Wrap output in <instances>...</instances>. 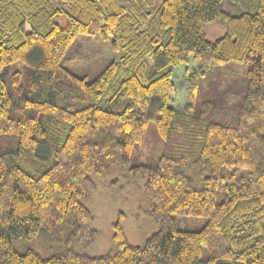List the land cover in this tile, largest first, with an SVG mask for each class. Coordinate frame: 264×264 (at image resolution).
<instances>
[{
    "label": "trees",
    "instance_id": "trees-1",
    "mask_svg": "<svg viewBox=\"0 0 264 264\" xmlns=\"http://www.w3.org/2000/svg\"><path fill=\"white\" fill-rule=\"evenodd\" d=\"M95 31L121 55L88 79L63 62ZM115 168L157 230L131 244L120 214L92 256L85 202ZM0 264H264V0H0Z\"/></svg>",
    "mask_w": 264,
    "mask_h": 264
},
{
    "label": "rangeland",
    "instance_id": "rangeland-1",
    "mask_svg": "<svg viewBox=\"0 0 264 264\" xmlns=\"http://www.w3.org/2000/svg\"><path fill=\"white\" fill-rule=\"evenodd\" d=\"M141 0H123L126 6H132ZM152 4L159 0H150ZM205 33L211 40L221 36L224 32L223 26L209 24ZM121 53L110 47V39L103 38L98 32L91 35H79L71 52L63 64L78 75H85L88 79L93 78L104 65L112 59H117ZM244 67L236 66L235 71L244 75ZM184 68L176 71L175 83L178 86V95L174 105L183 107L187 102L186 84H179L183 79ZM157 135L149 129L140 146L141 161H146V153L153 152L156 148ZM25 168L28 166L24 165ZM241 174V173H240ZM96 188L90 193L85 205L95 217L94 227L98 235L87 253L98 256L107 252L112 245V223L122 214V226L127 240L134 245H142L145 240L157 230V225L141 212V207L147 205L142 184L143 179L129 174L125 168H115L110 173L93 177ZM223 194L219 192L216 200H222ZM179 228L194 229L203 224L204 218L177 217ZM205 254V251H204Z\"/></svg>",
    "mask_w": 264,
    "mask_h": 264
}]
</instances>
